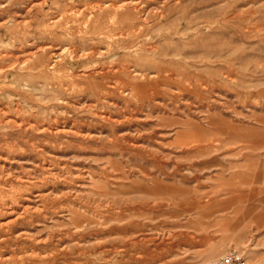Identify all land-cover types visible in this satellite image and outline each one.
<instances>
[{
  "label": "rangeland",
  "instance_id": "obj_1",
  "mask_svg": "<svg viewBox=\"0 0 264 264\" xmlns=\"http://www.w3.org/2000/svg\"><path fill=\"white\" fill-rule=\"evenodd\" d=\"M0 166L9 264H264V0H0Z\"/></svg>",
  "mask_w": 264,
  "mask_h": 264
},
{
  "label": "bare ground",
  "instance_id": "obj_2",
  "mask_svg": "<svg viewBox=\"0 0 264 264\" xmlns=\"http://www.w3.org/2000/svg\"><path fill=\"white\" fill-rule=\"evenodd\" d=\"M130 2V1H129ZM55 53V59L52 60V62L50 64L52 65H55L58 61H59V58L61 56L60 53L58 52H54ZM27 127V126H26ZM24 128V127H23ZM33 128H37V127H33ZM38 129V128H37ZM40 129V128H39ZM41 131H48L51 132V130L48 128L45 127L43 129H40ZM39 130V131H40ZM55 130V129H54ZM57 134L60 132L59 130L58 131H55ZM1 167V166H0ZM5 167V166H3ZM9 173V172H8ZM28 181V180H26ZM32 184V183H30ZM38 195L40 196H43L44 197V194L43 193H39ZM31 198V197H30ZM28 199V198H27ZM13 200V199H12ZM25 201H26V198H25ZM24 202V201H23ZM29 202V201H28ZM31 203V202H30ZM12 204V203H11ZM25 205V204H23ZM15 207V206H14ZM19 207V206H18ZM6 208V209H5ZM20 208V207H19ZM17 209V208H16ZM7 210V211H5ZM22 212V211H21ZM23 214H19V213H15L13 211V209H11L10 207H6L5 206V203H2V205L0 204V214H3V215H6L8 214V218L9 220H7V222H4L2 223L0 221V230H2V232L5 233V236L4 238L0 241V245L3 246V245H7L8 242H14V244L16 246H20V244L24 243V241H28V240H35L34 238L31 237V235L29 234L28 231H25L24 232H20L21 230L18 229V226H19V223H21L20 219H29V214H31V207L30 206H25L23 207ZM19 214V215H18ZM32 216V215H30ZM28 217V218H27ZM1 220V219H0ZM24 222H22L21 224L23 225ZM20 225V226H22ZM19 226V227H20ZM25 229V228H24ZM3 233V234H4ZM35 243V242H34ZM39 246V245H38ZM40 247V246H39ZM30 248V247H29ZM3 249V248H2ZM34 250V249H33ZM6 250H3L0 252V264H9V262H14V257L15 256H12L11 254H7L5 253ZM32 252V251H31ZM30 253V252H29ZM28 253V254H29ZM15 254V253H14ZM27 254V255H28ZM51 254V253H50ZM52 255V254H51ZM23 256V254H22ZM19 257V256H18ZM21 258V257H20ZM52 257L50 256L49 258H47L48 260H52L51 259ZM35 260V259H34ZM20 261V260H19ZM22 261V260H21ZM17 261H15L14 263H16ZM40 262V261H39ZM18 263V262H17ZM21 263V262H20ZM27 264V263H26Z\"/></svg>",
  "mask_w": 264,
  "mask_h": 264
},
{
  "label": "built area",
  "instance_id": "obj_3",
  "mask_svg": "<svg viewBox=\"0 0 264 264\" xmlns=\"http://www.w3.org/2000/svg\"><path fill=\"white\" fill-rule=\"evenodd\" d=\"M210 264H247L243 254L236 250H231L225 255L215 258Z\"/></svg>",
  "mask_w": 264,
  "mask_h": 264
}]
</instances>
